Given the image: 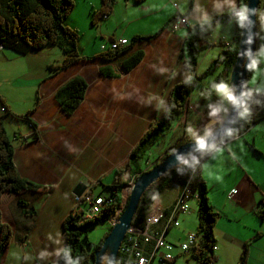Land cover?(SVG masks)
Masks as SVG:
<instances>
[{
	"label": "crops",
	"instance_id": "1",
	"mask_svg": "<svg viewBox=\"0 0 264 264\" xmlns=\"http://www.w3.org/2000/svg\"><path fill=\"white\" fill-rule=\"evenodd\" d=\"M84 1L82 5L74 1L64 21L78 34L80 56L91 57L106 51L111 37L129 41L124 35L128 28H134L131 29L133 36L160 31L149 41L135 43L127 54L141 49V59L130 70L118 72L113 78L99 73L104 63L95 58L73 62L55 72L47 70L49 64H31L33 76L9 79L7 73H14L13 67L7 64L11 54L0 52V78L4 77L0 80V96L9 111L18 115L4 113L0 106L4 128L13 146V164L21 178L39 186L37 191L4 192L0 196L1 219L12 231L11 242L0 264H55L65 244L63 220L73 205L71 191L74 186L83 182L90 193L101 194V188L114 185L115 169L125 168L145 130L166 109L170 88L188 77L181 49L188 24L200 22L196 6L207 10L211 17L228 12L226 8L218 14L214 12V0H192L191 7L190 0H149L151 2L131 20L119 19L110 24L118 5L109 15L97 17L92 22L100 0ZM128 7L130 5H125L124 9ZM152 15H155L153 19ZM124 21L125 27L121 29ZM149 24L151 31H141ZM111 26L117 30V37L109 31ZM234 27V20L216 26L209 36L211 46L198 54L197 64L203 61L208 67L213 59L222 57L225 50H231L235 44ZM227 43L228 48L224 47ZM45 49L49 46L37 51ZM116 63L110 64L117 66ZM219 70L217 68L216 74ZM74 76L82 77L87 87L82 101L67 115L56 101L55 93ZM253 76L252 70L249 79ZM149 99L151 103L146 102ZM160 101L163 108L157 107ZM230 105H226L227 108ZM240 126L239 123L236 128ZM220 147L222 151L208 153L201 161L210 166L212 175L206 176L205 170L199 167L209 204L217 214L212 228L216 249L210 264H237L247 241H250L247 264H264V240L258 242L264 237V217H260L264 210V120L226 139ZM146 158L138 159L142 171ZM94 189L98 192H93ZM180 191V185L175 183L164 208L169 207ZM18 199L34 206L35 215H23ZM190 209L182 214L183 225L179 231L183 237L196 231L198 221L193 225L186 223L189 217L196 215ZM179 216L181 214L176 217L177 227L180 226ZM171 229L166 232L167 241ZM41 253L45 254L43 258Z\"/></svg>",
	"mask_w": 264,
	"mask_h": 264
},
{
	"label": "trees",
	"instance_id": "2",
	"mask_svg": "<svg viewBox=\"0 0 264 264\" xmlns=\"http://www.w3.org/2000/svg\"><path fill=\"white\" fill-rule=\"evenodd\" d=\"M117 1L120 0H100V6L93 13L91 21L94 22L97 17L109 15L113 11ZM140 1L142 0H136V2ZM189 2L191 7L192 0ZM237 3H239V0ZM73 6L74 0H0V52L2 48H7L16 53L26 55L46 46L56 45L62 50L63 58L59 64L47 65L49 71L55 72L64 69L79 60L98 58L104 63L99 68V73L105 78H113L118 76V72L130 70L141 59V49H134L127 54L129 49L137 42L149 41L160 31L159 29L149 35H134L130 39L129 44L121 49L106 50L91 57L80 56L77 50L78 34L74 29L64 24ZM260 12H264V0H260L257 6L256 35H258L259 26L261 24L264 25V19L259 15ZM229 20H232V18L226 12L212 17L207 23L202 24L198 22L192 25L188 24V32L182 44L181 57L183 58L188 76L190 75L192 78L191 82L185 80L170 88L166 109L145 130L139 143L132 150L131 160L129 159V163H127L125 168L119 167L115 169V184L110 186L111 191L108 194L109 197L113 198L112 203L103 206L95 218L83 223H78V217L72 214H68L64 218L63 231L65 244L63 249H71L69 256L76 261V264H93L95 250L100 248L104 237L112 227V224L108 222V217L121 208L122 201L123 203L127 201V194L133 185V177L136 178L138 174L143 172L138 163V159L146 155L147 149L157 142L165 131L171 129L179 121V118L186 110L192 89L201 85L202 80L212 75L217 68H220V70L212 79L229 80L231 69L236 59L241 30L234 19V47L231 50H225L222 57L213 59L201 74L197 75L195 73L198 65L197 56L211 45L209 36L212 34L214 28ZM114 39L111 37L109 41H113ZM122 54H125V56L118 60ZM113 62H117V66L110 64ZM250 74L251 70H248L247 80ZM245 86L254 88V86L249 85L247 82ZM86 87L87 84L82 77L74 76L57 89L55 99L65 114H71L79 105L83 99ZM0 106L3 107L4 113H10L12 116L18 117V115L9 111L5 100L1 96ZM249 109V112L244 116V123L239 128V132L264 120V108H261L259 105L250 104ZM196 154L199 155V153ZM204 157L201 158V161ZM199 167V164L195 168L184 166L181 172L177 171V166H174L149 185L140 197L136 213L132 220V226L137 230L144 229L145 216L148 208L165 190L169 183H178L180 190H183L187 184L190 192L192 194L196 193L197 195L195 202L198 223L195 233L199 236L197 246H194L189 252L199 264H210L214 260L212 246L215 240L213 238L212 228L215 224L217 214L213 212L209 204L207 187L204 179L200 175ZM125 169L129 171V182H127V185L122 177V172ZM38 189L39 186L37 184L19 176L13 164V146L4 128L3 114L0 113V196L4 192L21 194L27 191H37ZM119 190L120 194L118 193ZM191 198L194 201V197ZM17 203L21 207L23 215H35L36 208L34 206H28L21 199H18ZM260 217H264V210L261 211ZM100 219L108 222L107 230L97 243H91L88 240L85 230L90 227L91 223ZM11 239V228L2 221L0 213V259L4 250L9 246ZM249 243L250 241H247L243 244L237 264H247ZM55 264H68L63 251L58 254ZM102 264H104V260ZM115 264H124L123 256L120 253L117 255Z\"/></svg>",
	"mask_w": 264,
	"mask_h": 264
},
{
	"label": "rangeland",
	"instance_id": "3",
	"mask_svg": "<svg viewBox=\"0 0 264 264\" xmlns=\"http://www.w3.org/2000/svg\"><path fill=\"white\" fill-rule=\"evenodd\" d=\"M77 2L78 5H82L84 0H74ZM146 3H141V2H136V0H120L117 1L115 6L118 5L117 11H115V17H113L110 21V24H113L116 20H121V19H127L131 20L132 17L137 16L141 13V8L145 4H149L151 1L146 0ZM149 2V3H148ZM125 5H130L127 9H124ZM155 15L151 16V19H153ZM161 20V19H160ZM160 20H155V22H158ZM126 22L124 21L122 24L123 29L125 27ZM121 25V24H120ZM263 24L259 26L258 29V35L256 36V46H255V52L262 46L264 45V39H261L262 36H264V30H262ZM151 25L149 24L147 28L141 31H151ZM121 29L119 31H121ZM131 29H134L133 27ZM130 28L126 29V33L124 35L128 36L129 41L131 37L133 36L131 33ZM112 34L117 37L118 32L113 28V26L110 27V30ZM156 31V30H155ZM154 32V31H153ZM152 32V33H153ZM217 32V30H216ZM214 32V33H216ZM107 35V34H106ZM111 35V34H110ZM131 35V36H130ZM136 35V34H134ZM108 37V36H107ZM127 38V39H128ZM222 41V40H220ZM211 46V45H210ZM209 46V47H210ZM224 46V45H223ZM226 47V46H224ZM206 50V49H205ZM8 51L10 52V61L7 64H10L13 67L14 73H7V77L9 79H25L30 76H33L30 71L31 64H59L62 61V56L63 54L61 53V49H59L56 45H51L49 46V49H45L44 51H32L26 55H22L19 53H16L14 51H11L7 48H2L1 52ZM204 51V50H203ZM41 52V53H38ZM208 64H204L202 61V64H198L196 68V74L199 75L203 71L206 70ZM264 69V61H261V63L258 65L257 70L254 71V76L253 78H250L248 81V84L254 87L257 86H264V73H261L259 70ZM48 70V69H47ZM217 69L213 72L212 75H209L207 78L203 79L201 82V85L196 86L192 90V96L189 97V104L188 107L186 108L185 113L183 114V117H180L182 120L180 122H176L171 129H169L164 135H162L156 144L152 145L151 148H148L146 153L147 155H144L146 158V161H144L143 169L144 171L151 169L154 167L158 162L166 157L169 153L173 151V149H176L177 147L181 146L182 144L189 143V142H194L190 139L187 138V132L186 128L188 125H193L197 127L201 132L203 131L204 127L212 124L214 125V129L223 121L225 118L227 112L225 113L224 111H221L218 113L216 116H208V108H207V103L208 102H216L218 100V97L215 95V93L212 94L211 100L208 101L206 100L201 93L207 89L208 82L210 79H212L216 75ZM252 72V70H251ZM4 79V77H1L0 80ZM230 105V104H228ZM231 106V105H230ZM230 108V107H229ZM228 108V110H229ZM179 118V119H180ZM242 126L244 123V117L237 116L236 119L233 122V127H236L238 124ZM240 126V127H241ZM160 163V162H159ZM122 167V166H121ZM123 168V167H122ZM128 170L125 169L124 172H122V177L124 182H129V175H128ZM136 178L133 177V183ZM176 182L170 183L167 188L156 198V200L151 204V206L148 208L146 212V216H157L161 215L162 212L166 209L164 206L168 203L169 198L171 197V194L173 193L174 186ZM92 184L89 185V188ZM110 186L108 185L106 188H101L99 191L102 196H108L110 193ZM124 188V187H123ZM91 189V188H90ZM104 189V190H103ZM89 189L86 187L85 192L88 193ZM84 192V193H85ZM93 192H98L93 190ZM120 194V190L118 191ZM130 190L128 192L129 196ZM105 194V195H104ZM73 195L72 194V202H73ZM127 196V199H128ZM193 200H190L188 203L189 207L191 208L190 210L192 212H196V203L192 202ZM127 202V201H126ZM125 203L122 201L121 208L116 210L115 213H117V216H119L125 207ZM72 208L70 210V214H72L73 208H74V202L72 203ZM187 216V215H186ZM195 217H189L186 221L187 224L193 225V223L196 221L197 218L196 215ZM183 215L179 216V227H173V229L170 230V234L167 236V239L171 242H174V248H173V254L175 256L174 259V264H199L196 259H194L190 252H181L176 246L178 243H180L184 238L182 235V232L179 231L181 230V225L182 224V218ZM195 222V223H196ZM108 226V222L106 220L100 219L96 220L94 223L90 224V227L94 228H86L85 232L87 234L88 240L91 243H97L99 239L102 237L104 231L106 230ZM196 232V231H193ZM264 237L260 239L258 242H263ZM264 250V249H263ZM230 255H232L230 253ZM229 256V255H228ZM233 257V255H232Z\"/></svg>",
	"mask_w": 264,
	"mask_h": 264
},
{
	"label": "clouds",
	"instance_id": "4",
	"mask_svg": "<svg viewBox=\"0 0 264 264\" xmlns=\"http://www.w3.org/2000/svg\"><path fill=\"white\" fill-rule=\"evenodd\" d=\"M225 8L227 9L232 20H235V23L240 29L250 26L252 23V20L250 18L251 15L257 14V10L254 8H249L245 0H239V3H237V0H214V12L218 14ZM195 11L199 13L197 18L202 24L207 23L212 18L211 15L207 12V10L202 9L199 5L196 6ZM259 15L262 19H264V12H260ZM262 30H264V26H262ZM116 39L119 38H115L114 40ZM261 39H264V36H262ZM245 42L250 45L252 42V36L249 35ZM127 44H129V41H127ZM127 44L125 46H127ZM225 46L226 48H228L229 44L227 43ZM107 50L109 49L107 48ZM239 55H245L248 57V63L245 65L246 69L257 70L258 65L261 63V61H264V45H262L256 52H253L251 48H248L243 53H239ZM164 70L166 69H160V71ZM259 71L261 73H264V69H260ZM186 80L188 82H191V76L189 75ZM230 81L227 79L209 80L207 89H205L201 93V95L206 100L210 101L212 94L215 93V95L218 97V100L216 102L207 103L206 106L208 108V116H216L221 111H224L226 113L228 111L226 105L228 104L236 106L240 109V111L238 112V115L240 117H244L245 114L249 112L250 104L259 105L261 106V108H264V86L250 88L242 84L241 91L239 92V94H237L236 86L232 84V81L230 83ZM146 102L151 103V99ZM188 104L189 100L187 102L186 108L188 107ZM157 107L163 108V102L160 101L157 104ZM1 111H4V109L1 108ZM214 127V125L209 124L205 126L203 131L201 132L197 127L191 124L187 126V138L194 141V147L186 154L176 153V149H173V153H176V160L178 161L177 171L182 172L184 166L195 168L199 164L205 170L206 176L213 174L210 166L207 163L201 164V158L208 153H218L222 151L220 146L224 143L225 139L234 137L239 132V129L236 127L226 126L222 129L219 138H217L214 132ZM196 153H199V155H197ZM88 192L90 193V191ZM108 222L109 224H113L115 220L110 221L108 217ZM62 251L68 261V264H76V261L73 260L71 256H69V252L71 251L70 248H65ZM40 255L43 258L45 254L41 253Z\"/></svg>",
	"mask_w": 264,
	"mask_h": 264
},
{
	"label": "built area",
	"instance_id": "5",
	"mask_svg": "<svg viewBox=\"0 0 264 264\" xmlns=\"http://www.w3.org/2000/svg\"><path fill=\"white\" fill-rule=\"evenodd\" d=\"M126 44V39L119 38L110 41L108 49L116 50L123 48ZM191 197L195 200L197 195L192 194L186 184L161 215L145 216L143 230H137L130 225L119 246V253L123 256L124 264H174V245L165 239V235L169 228L178 226L177 215L189 210L188 202L192 199ZM112 200V197L89 192L79 197L73 196L72 215L78 217V223L92 220L99 214L102 207L111 204ZM115 218L117 213L109 216L110 221H114ZM183 238L176 246L181 252H189L197 246L198 238L195 233H186ZM215 249L213 245L212 250L215 251Z\"/></svg>",
	"mask_w": 264,
	"mask_h": 264
},
{
	"label": "water",
	"instance_id": "6",
	"mask_svg": "<svg viewBox=\"0 0 264 264\" xmlns=\"http://www.w3.org/2000/svg\"><path fill=\"white\" fill-rule=\"evenodd\" d=\"M259 1L260 0H247L246 3L249 8L257 10ZM250 18L252 20L251 25L240 30L236 59L230 75L232 84L236 86L237 94L241 91L242 84L245 85L248 74V69L245 67L248 63V57L245 55H239V53H243L248 48H251V50L255 52L257 26L256 15L253 14ZM249 35L252 36V42L250 45L245 42ZM238 112L239 108L233 105L230 106L223 121L214 129L217 138H219V135L224 127L232 126ZM193 147L194 142L182 144L176 148V153L186 154ZM176 153H173L172 151L164 157L160 163L156 164L149 170L143 171L136 177L130 189L125 207L112 224L108 234L104 237L100 248L94 252L93 264H102L103 260L104 264H115L120 243L132 223L142 193L166 171L170 170L174 166H177L178 161L176 160ZM85 190L86 185L83 182H78L72 189L71 193L79 197L85 192Z\"/></svg>",
	"mask_w": 264,
	"mask_h": 264
},
{
	"label": "bare ground",
	"instance_id": "7",
	"mask_svg": "<svg viewBox=\"0 0 264 264\" xmlns=\"http://www.w3.org/2000/svg\"><path fill=\"white\" fill-rule=\"evenodd\" d=\"M132 187V186H131ZM131 189V188H130ZM115 220H116V218H115Z\"/></svg>",
	"mask_w": 264,
	"mask_h": 264
}]
</instances>
